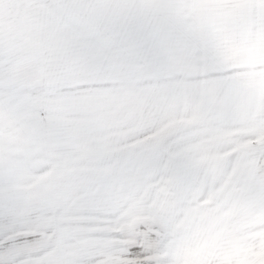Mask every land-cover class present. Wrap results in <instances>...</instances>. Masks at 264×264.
<instances>
[{
	"label": "snow or ice",
	"instance_id": "6c2138e0",
	"mask_svg": "<svg viewBox=\"0 0 264 264\" xmlns=\"http://www.w3.org/2000/svg\"><path fill=\"white\" fill-rule=\"evenodd\" d=\"M0 264H264V0H0Z\"/></svg>",
	"mask_w": 264,
	"mask_h": 264
}]
</instances>
